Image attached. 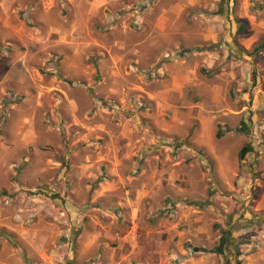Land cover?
Returning a JSON list of instances; mask_svg holds the SVG:
<instances>
[{"label": "rangeland", "instance_id": "374dc122", "mask_svg": "<svg viewBox=\"0 0 264 264\" xmlns=\"http://www.w3.org/2000/svg\"><path fill=\"white\" fill-rule=\"evenodd\" d=\"M262 43L264 0H0V264H234ZM238 140L224 189L208 152Z\"/></svg>", "mask_w": 264, "mask_h": 264}, {"label": "crops", "instance_id": "0c3cea01", "mask_svg": "<svg viewBox=\"0 0 264 264\" xmlns=\"http://www.w3.org/2000/svg\"><path fill=\"white\" fill-rule=\"evenodd\" d=\"M211 126L212 122H202L200 125V135H198V138L199 140H205L204 145H210L212 143L213 128ZM223 139L226 143L227 139L234 138H232V136L230 135H227ZM240 144L241 143L238 140L236 144L237 146L232 148L231 151L224 149L218 153L215 151L208 152L213 163L212 175L220 184H222L224 189H234L233 182L237 177L238 161H242L244 160V158H246L249 164H251L252 162L251 158L248 156V154H250L251 152V148L244 151V158L242 159H240L239 157L241 151L238 153V156L235 155L237 153V147H239ZM242 150H244V148ZM262 152L256 159V161L258 162V171L261 172L260 176H264V153ZM242 169L244 171H250V168L248 166ZM169 175V180L172 182L175 178L174 172ZM195 178L197 184L203 183L204 178H198L197 175H195ZM184 181L187 183V185H191L194 180L190 181L186 178ZM240 183L241 185L239 186V189H242L244 192L246 191V189L248 190L250 188H253V190L255 191V197L254 200H252L250 209L253 213L261 214L260 218L254 219V221L251 222L253 223V225L251 224V226H264V183L261 180H247L246 176L245 178H241ZM237 234L239 235V237L243 238L249 235L250 240L249 243H241L240 245L235 242L236 245L233 255L235 260L234 264H264V228L262 227L256 230L245 229L244 231L240 228L236 235ZM251 250L252 253H249Z\"/></svg>", "mask_w": 264, "mask_h": 264}, {"label": "trees", "instance_id": "16d2710c", "mask_svg": "<svg viewBox=\"0 0 264 264\" xmlns=\"http://www.w3.org/2000/svg\"><path fill=\"white\" fill-rule=\"evenodd\" d=\"M264 48V43H262V44H260L256 49H255V52L257 53L258 51H260V50H262ZM222 137V133L221 132H219V131H217L216 132V134H215V138L216 139H220ZM246 149H249L248 147H245L244 148V150H242V152L240 153V159H242L243 158V156H244V151L246 150Z\"/></svg>", "mask_w": 264, "mask_h": 264}]
</instances>
